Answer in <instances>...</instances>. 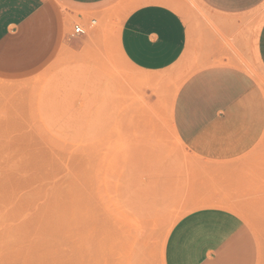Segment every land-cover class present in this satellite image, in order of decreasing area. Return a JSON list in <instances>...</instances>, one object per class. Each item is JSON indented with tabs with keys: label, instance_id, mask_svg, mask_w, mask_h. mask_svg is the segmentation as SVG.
Returning a JSON list of instances; mask_svg holds the SVG:
<instances>
[{
	"label": "rangeland",
	"instance_id": "obj_1",
	"mask_svg": "<svg viewBox=\"0 0 264 264\" xmlns=\"http://www.w3.org/2000/svg\"><path fill=\"white\" fill-rule=\"evenodd\" d=\"M132 9L117 0L75 19L40 64L0 71V264H161L164 221L213 203L188 189L214 167L188 152L173 125L177 92L201 66L130 65L119 33ZM175 9L190 22L206 15L198 0ZM257 13L263 22L264 6ZM76 25L86 33L75 35ZM242 67L264 87L258 61ZM245 161L247 172L216 196L252 228L264 264V138ZM138 202L158 222L134 242Z\"/></svg>",
	"mask_w": 264,
	"mask_h": 264
},
{
	"label": "crops",
	"instance_id": "obj_2",
	"mask_svg": "<svg viewBox=\"0 0 264 264\" xmlns=\"http://www.w3.org/2000/svg\"><path fill=\"white\" fill-rule=\"evenodd\" d=\"M115 1L0 0V71L37 66L64 35L70 38V22L99 14ZM198 1L206 15L190 22L175 9L178 0H132L119 33L123 57L138 70L201 66L177 92L173 125L188 152L214 167L188 189L213 203L168 229L161 264H258L252 228L227 209L229 199L218 202L216 194L227 181L236 185L247 172L245 158L264 138V87L242 67L258 61L264 71V20L257 13L264 0ZM224 176L225 182L212 186Z\"/></svg>",
	"mask_w": 264,
	"mask_h": 264
},
{
	"label": "bare ground",
	"instance_id": "obj_3",
	"mask_svg": "<svg viewBox=\"0 0 264 264\" xmlns=\"http://www.w3.org/2000/svg\"><path fill=\"white\" fill-rule=\"evenodd\" d=\"M137 190H135L136 192ZM138 192V191H137ZM136 211H133L132 226L131 229L133 232L130 234V237L134 242H137L139 239L145 238L149 232H152L155 224L158 222L157 219L151 217L152 212L148 211V207L144 208L143 205H140L139 202L135 207ZM166 227L171 228L173 223L172 216L166 221ZM167 230V229H166ZM166 242V241H165Z\"/></svg>",
	"mask_w": 264,
	"mask_h": 264
},
{
	"label": "built area",
	"instance_id": "obj_4",
	"mask_svg": "<svg viewBox=\"0 0 264 264\" xmlns=\"http://www.w3.org/2000/svg\"><path fill=\"white\" fill-rule=\"evenodd\" d=\"M86 31L81 25H76L75 27V35H83Z\"/></svg>",
	"mask_w": 264,
	"mask_h": 264
}]
</instances>
